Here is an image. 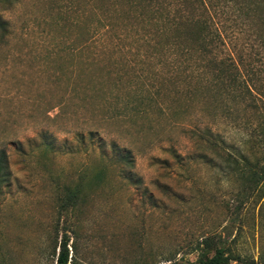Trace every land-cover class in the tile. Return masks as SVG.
<instances>
[{
	"label": "rangeland",
	"instance_id": "rangeland-1",
	"mask_svg": "<svg viewBox=\"0 0 264 264\" xmlns=\"http://www.w3.org/2000/svg\"><path fill=\"white\" fill-rule=\"evenodd\" d=\"M107 10V0H0V264H56L64 233L69 264H193L203 236L226 224L230 264H261L264 208L234 206L240 181L190 136L201 119L186 96L164 109L172 95L162 107L155 95L147 111L94 124L75 86L120 54L85 42ZM110 139L131 149L133 167Z\"/></svg>",
	"mask_w": 264,
	"mask_h": 264
},
{
	"label": "trees",
	"instance_id": "trees-1",
	"mask_svg": "<svg viewBox=\"0 0 264 264\" xmlns=\"http://www.w3.org/2000/svg\"><path fill=\"white\" fill-rule=\"evenodd\" d=\"M107 8L100 25L102 19L94 12L98 18L88 27L85 42L115 47L120 54L109 60L103 74L90 75L83 86H75L83 93L81 99L93 106L90 117L96 127L147 111L157 103L152 96L159 97L157 105L162 107L165 96L172 95L164 109H170L180 95L186 96L187 105L193 102L201 119L197 129H189L190 136L199 132L205 151L216 154L218 168L240 181L234 206L254 205L261 217L264 0H107ZM6 32L0 19V36ZM146 73L151 77L148 81ZM97 128L90 134H98ZM110 153L117 163L134 166L131 149L114 139ZM199 156L210 162L209 153ZM4 169L6 154L0 149V182ZM228 229L226 224L222 232L203 236L193 264L236 260L239 255L232 250L236 237H229ZM68 242L64 233L56 264H69Z\"/></svg>",
	"mask_w": 264,
	"mask_h": 264
}]
</instances>
